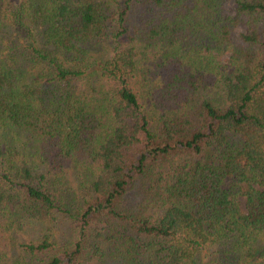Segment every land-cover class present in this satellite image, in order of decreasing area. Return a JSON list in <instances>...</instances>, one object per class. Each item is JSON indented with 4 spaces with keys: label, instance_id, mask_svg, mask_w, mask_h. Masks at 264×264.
I'll list each match as a JSON object with an SVG mask.
<instances>
[{
    "label": "trees",
    "instance_id": "obj_1",
    "mask_svg": "<svg viewBox=\"0 0 264 264\" xmlns=\"http://www.w3.org/2000/svg\"><path fill=\"white\" fill-rule=\"evenodd\" d=\"M0 264H264V0H0Z\"/></svg>",
    "mask_w": 264,
    "mask_h": 264
},
{
    "label": "rangeland",
    "instance_id": "obj_2",
    "mask_svg": "<svg viewBox=\"0 0 264 264\" xmlns=\"http://www.w3.org/2000/svg\"><path fill=\"white\" fill-rule=\"evenodd\" d=\"M223 9H224L225 15H232L233 14V6L231 5V3L227 2Z\"/></svg>",
    "mask_w": 264,
    "mask_h": 264
}]
</instances>
